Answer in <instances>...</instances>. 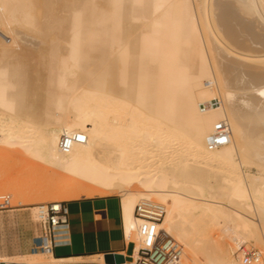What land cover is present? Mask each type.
Returning <instances> with one entry per match:
<instances>
[{
	"label": "bare ground",
	"instance_id": "6f19581e",
	"mask_svg": "<svg viewBox=\"0 0 264 264\" xmlns=\"http://www.w3.org/2000/svg\"><path fill=\"white\" fill-rule=\"evenodd\" d=\"M81 1L0 0V146L8 158L31 157L57 169L43 167L47 177L55 175L43 176L41 189L86 197L115 191L126 235L138 203L160 206L165 215L158 227L183 252L193 251L182 264H238L219 254L208 236L221 222L231 243L254 239L264 248V174L243 171L250 159L264 161V137L256 136L264 125V68L250 67L264 63V54H254L264 51V0H240L242 6L223 0L219 13L213 7L220 0ZM9 29L37 48L42 69L52 63L50 76L24 70L3 44L1 33ZM255 83L260 87L247 92ZM239 90L247 94L238 96ZM216 95L221 105L202 111L201 102ZM223 118L231 141L209 150L205 137ZM74 131L85 133L86 141L61 152L59 136ZM105 144L109 150L103 147L107 153L99 158L95 151ZM149 146L167 151L156 157L160 163L148 161ZM219 166L230 174L219 176L212 189L204 181ZM10 186L0 194H11V205L58 200ZM3 259L41 264L52 256L30 252ZM94 259L103 262L102 255L86 258Z\"/></svg>",
	"mask_w": 264,
	"mask_h": 264
},
{
	"label": "built area",
	"instance_id": "2783aa9c",
	"mask_svg": "<svg viewBox=\"0 0 264 264\" xmlns=\"http://www.w3.org/2000/svg\"><path fill=\"white\" fill-rule=\"evenodd\" d=\"M205 87H212L205 81ZM221 98L216 95L201 102L202 111L221 105ZM87 136L83 132H64L59 136L58 149L67 153L77 143H83ZM231 129L226 119L217 120L205 137L209 150L229 144ZM33 222L36 234L32 238L30 252L51 254L56 246L69 244V222L66 201H49L33 207ZM11 196L0 194V213L13 210ZM165 210L138 203L133 210V222L128 235L123 229V238L132 243L129 255L124 256L125 264H182L183 245L173 236L160 229ZM138 240V243L136 242ZM231 255L238 264H263L260 249L248 242L231 243ZM4 250L0 231V264H12L3 259ZM17 264V263H13ZM121 264V263H118Z\"/></svg>",
	"mask_w": 264,
	"mask_h": 264
},
{
	"label": "rangeland",
	"instance_id": "374dc122",
	"mask_svg": "<svg viewBox=\"0 0 264 264\" xmlns=\"http://www.w3.org/2000/svg\"><path fill=\"white\" fill-rule=\"evenodd\" d=\"M71 1V0H70ZM73 1V0H72ZM83 1V0H82ZM81 1V2H82ZM85 1V0H84ZM208 1V0H207ZM226 2H228L229 0H225ZM237 1V2H236ZM234 0L233 2L231 1V4H237V3H239L238 5H243V4H240L241 3V1L240 0ZM239 1V2H238ZM224 1L222 0V2H221V0L220 1H217L215 4H216V6L214 5V7H213V5H212V7H213V9L215 8L216 9V13H219L220 11H222V10H220L219 11V9H220V3H223ZM220 4L219 6H218V4ZM225 3V2H224ZM230 3V2H229ZM242 3H244V2H242ZM228 4V3H227ZM219 8H218V7ZM212 9V10H213ZM214 9V10H215ZM211 10V11H212ZM214 12V11H213ZM9 31V34H7L8 36H10L11 35V33H10V31H11V29H9L8 30ZM7 30L5 31V33L6 32H8ZM25 32H28V33H30L31 35H34V36H37V34H36V32L35 31H32V32H29V31H27V30H24ZM3 33V32H2ZM1 33V36H2V40L4 41V46L5 47H7L9 50H11L12 52H13V55H14V57H17L18 59H20V60H22V62H23V65H26V67L25 66H23L24 67V70H27L28 69V71H26L29 75H34V74H38V76L40 75V76H46V75H48V74H50V70H49V67H51L52 68V63L49 61V63L47 64V66H49L48 67V69H42L41 68V66L38 64V61H37V53H38V50H37V48H34V47H32V46H29V45H31L30 43H28V42H26L25 40H23V38H21V37H19V36H16V35H11V37L9 38L8 36H7V38L8 39H10V42L9 41H7V40H5L6 39V35H5V33H3L2 34ZM4 35V36H3ZM15 37H17V39L15 38ZM12 39V40H11ZM13 39H15V40H13ZM20 40V41H19ZM13 42V43H12ZM64 44V43H63ZM50 44L48 43V44H46L45 43V45H42V46H44V49H46V47L47 46H49ZM47 48H49V47H47ZM262 52H264V51H257V52H254V54H259V55H262V54H264V53H262ZM250 54H253V52L252 53H250ZM49 56V55H48ZM255 56H257V55H255ZM51 57V56H50ZM48 58V57H47ZM230 58H231V56H230ZM234 57H232V59H233ZM237 59V58H236ZM235 58H234V60L233 61H237L238 62V60H239V62L238 63H241V64H248V63H245V62H241L240 60L241 59H237L236 60ZM259 63H261V62H259ZM263 63V62H262ZM255 66H253V64L250 66L251 68H253L254 69V71H257L258 69H260L259 68V66L260 67H262V68H264V63L263 64H254ZM256 67H258V68H256ZM261 68V69H262ZM256 69V70H255ZM48 76H50V75H48ZM48 76H46V77H48ZM252 85V84H251ZM250 84L249 85H247V92H251L252 90H254L253 89V86H257V88L258 87H260L259 85H260V83L259 84H257V83H255L254 85H252L251 86ZM261 85L262 86H264V83H261ZM254 88H256V87H254ZM237 90V89H236ZM237 93V95L238 96H241V94H247V93H243V91H241V90H239V91H236ZM245 92V91H244ZM38 95H40L41 96V98H42V100H45V98H46V93L44 92V91H40V92H38ZM236 95V97H238ZM239 98V97H238ZM66 114H68V113H66ZM69 117H70V113H69V115H68ZM253 122H255V121H253ZM254 124V123H253ZM256 125V124H255ZM257 127V126H256ZM264 125H260L258 128H259V130H258V132L260 133L261 132V134H257L256 136H261V137H264ZM257 128V129H258ZM33 130V129H32ZM262 130V131H261ZM262 132H263V134H262ZM248 137H249V135H247V140H248ZM251 138V137H250ZM252 139V138H251ZM165 142H166V140H165ZM254 142H259V141H254ZM260 144V143H259ZM252 145V144H251ZM255 145H256V143H255ZM103 147H104V149L106 150V149H108L109 150V148H108V145H103L102 146V149L101 150H96L95 152L98 154V157L99 158H102V157H104V155H106L105 153H107V151L104 153L103 151H104V149H103ZM2 148V149H1ZM5 147H2V146H0V156L3 154V156H1L0 157V181L2 182V183H4V185H2L1 186V184H0V192L2 191V190H4V189H6V188H8L10 185H12L13 186V188H15L16 190H19V191H22V192H26V193H34V194H38V195H44L45 193L46 194H51L52 196H55V198H57L58 200H51V199H46L45 201H43V202H38V203H28V204H25V205H13V208L14 209H17L16 211L17 212H11V211H9V212H5V211H3V212H1L0 213V226L3 228V230L5 231V233H6V244H7V247H12V246H20V242L21 241H23L24 240V237H25V240H27V239H29L30 237H31V235L32 234H35L36 232H37V230H36V226H35V224H34V222H33V219H34V217H33V214H32V212H31V207H34L36 204H40V203H44V202H49V201H68V200H73V199H79V198H82V197H86L85 195H80V196H76V192H73V191H70V192H65V191H63V190H61V192H60V189L58 190V189H43L44 187H43V185H42V181H44L45 180V177H47V175H46V173L44 174V172H47L48 173V170L51 172V171H53V170H56L57 171V169H55L54 167H51L50 165H47V164H45V163H43L42 164V162L41 161H39L40 163H41V165H40V163H38L37 162V160H34V158H31V157H29V158H27V157H25V158H27L28 159V161H26V159L25 158H23L22 160L23 161H21V159H18V158H13V159H9L8 157H10V155L8 154V152L6 151V149H4ZM149 148H150V146H149ZM175 148H177V147H175L174 146V149ZM178 148H181L179 145H178ZM177 148V149H178ZM173 149V150H174ZM177 149H175L173 152H175L176 153V150ZM168 150V149H167ZM162 148L161 149H153V147L152 148H150V150H149V154H148V156H149V158H148V161L149 162H154V164L156 165V160L158 159V158H160V157H158V156H163V153H164V155H165V153L167 152V151H163V153H162ZM178 151H180V149H178ZM178 151H177V153H178ZM6 152V153H5ZM176 153V154H177ZM108 154H109V151H108ZM176 154L174 155H172V156H176ZM4 155H9V156H4ZM181 155H183V153H181ZM3 157H7L5 160L3 159ZM156 157H158V158H156ZM194 158H196V156H194ZM196 159H198V158H196ZM18 160H20V161H18ZM30 160H32V161H30ZM254 160H257L256 161V163H255V161ZM26 161V164L27 163H29L30 162V164L31 165H29V166H25V163H23V162H25ZM250 161H251V163H253V164H250V165H248V166H243V171H244V173H246V174H251V175H259V174H264V168L262 169V166H261V164H263L264 165V161H259L258 159H250ZM254 161V162H253ZM35 162V164L34 165H36V163H37V165H40L41 166V169H40V166L38 167L37 165L36 166H34V165H32L33 163ZM159 163H160V161H158ZM157 162V163H158ZM255 163V164H254ZM259 163V164H258ZM154 164H152V167H154ZM257 164V166H255ZM259 165H260V167H259ZM31 166H32V169H31ZM44 166H47V167H44ZM50 166V167H49ZM160 166V165H159ZM158 166V167H159ZM30 167V168H29ZM34 167V168H33ZM47 168V169H45L44 170V168ZM157 167V168H158ZM264 167V166H263ZM38 168H39V170H38ZM43 168V169H42ZM52 170H51V169ZM154 168H156V166L154 167ZM259 168H261V170L262 171H260V169ZM34 169L36 170V171H34ZM31 170V171H30ZM44 172H43V171ZM47 170V171H46ZM214 170H216V172H213L210 176H208V175H206V176H208L209 177V179L207 178H205V181H204V183H205V185H209V186H215L216 184H218V177L219 176H221L223 173H229V172H224V170H223V168L221 167V166H219L217 169H214ZM222 172H221V171ZM240 170V169H239ZM42 172V173H40V172ZM34 172H35V174H34ZM37 172V173H36ZM49 172V173H50ZM240 172V173H239ZM261 172V173H260ZM39 173V174H38ZM164 173H167V172H165L164 171ZM219 173H221V174H219ZM238 173V175L239 174H241V171H238L237 172ZM236 173V174H237ZM38 174V175H37ZM44 174V175H43ZM51 174V176H54L55 175V173H50ZM49 174V175H50ZM230 174V173H229ZM37 175V176H36ZM48 175V177H47V180L48 179H50L51 178V176H49ZM215 175V176H214ZM224 175V174H223ZM43 176H45L44 178H42ZM32 177V178H31ZM38 177V178H37ZM39 177H41V178H39ZM35 178H36V180H35ZM40 181V183H39V181ZM44 179V180H43ZM217 179V180H216ZM31 180H32V183H31ZM8 181V182H7ZM0 182V183H1ZM10 182V183H9ZM34 182V183H33ZM37 182V183H36ZM7 183V184H6ZM31 183V184H30ZM39 183V184H38ZM10 184V185H9ZM7 185H8V187H7ZM6 186V187H5ZM12 186H10L11 188H12ZM16 186H18L17 188H16ZM5 187V188H4ZM36 187V188H35ZM40 187V189L38 190V188ZM41 187H43L42 189H41ZM212 189H213V187H212ZM49 190V191H48ZM57 191V192H56ZM63 191V192H62ZM107 192H109V191H107ZM7 193V192H6ZM44 193V194H43ZM73 193V194H72ZM114 193V194H113ZM63 196H62V195ZM59 195V196H58ZM65 195H66V197H65ZM68 195V196H67ZM108 195H116V193H115V191H110L109 193H106V192H98L97 194H94V196H92V197H95V196H108ZM10 196H11V199H12V195L10 194ZM73 196H75V198H73ZM58 197H60V198H58ZM68 197V198H67ZM64 198V199H63ZM88 198V197H87ZM138 202H140V201H138ZM137 202V203H138ZM156 202V201H155ZM152 206V205H151ZM153 207H155V208H160V206H157V205H154ZM163 209V208H162ZM167 209V208H166ZM34 213V212H33ZM163 221V220H162ZM220 225H222V222L220 223ZM216 226V227H213V229L212 230H210L211 232V234L209 233L208 234V236H211V240L213 239L214 241H216V243L212 240V242H213V244H217L218 245V247L219 248H221L222 250H220L219 249V254L220 253H222L223 255H224V252H226V255L228 256V257H230L232 260H234V258L232 257V255H231V241H229L228 239H227V237L226 236H223L222 235V233H223V231H222V228H221V226ZM19 228V230L23 233V237L22 238H18V229ZM172 236V235H171ZM177 240V239H176ZM218 242V243H217ZM245 242H248V243H250V244H252L253 246H255V247H257L258 249H260L262 252H263V257H264V248H263V246H261L257 241H255L254 239H248V240H245ZM220 244V245H219ZM30 253V252H29ZM28 253V251H26V250H24V251H22V252H19L18 254H29ZM197 253H199L198 251H197ZM199 254H202L201 252L199 253ZM47 253H43V256L44 257H47ZM183 257H185L186 259H188V260H190L192 257H193V251L191 252V250H186L185 252H183ZM30 259H32V258H30ZM38 258L36 257L35 258V260H37ZM90 261H94L93 263H90V262H75V263H65V264H105V262H104V258H103V262H100L99 260H97V259H94V260H90ZM39 263V261H35V262H32L31 264H38ZM45 262V261H44ZM29 264H30V262H29ZM50 264H54V263H50Z\"/></svg>",
	"mask_w": 264,
	"mask_h": 264
},
{
	"label": "crops",
	"instance_id": "0c3cea01",
	"mask_svg": "<svg viewBox=\"0 0 264 264\" xmlns=\"http://www.w3.org/2000/svg\"><path fill=\"white\" fill-rule=\"evenodd\" d=\"M120 200L119 195H108L82 197L66 201L69 222V244L56 246L51 255L52 260L41 264H65L83 261L93 263L94 261H88L86 258L103 256L106 253L129 255L132 243L123 238V211ZM16 210L10 211L17 212ZM88 223L89 225H87ZM17 230L18 238H22L23 233L19 228ZM0 231L4 254L17 255L24 250L28 251V253L30 252L32 238L36 233L32 234L27 240L24 237V240L20 242V246L7 247L6 233L1 226ZM77 258L85 260L76 261L75 259Z\"/></svg>",
	"mask_w": 264,
	"mask_h": 264
},
{
	"label": "water",
	"instance_id": "95a60500",
	"mask_svg": "<svg viewBox=\"0 0 264 264\" xmlns=\"http://www.w3.org/2000/svg\"><path fill=\"white\" fill-rule=\"evenodd\" d=\"M104 261L107 263H122L124 262V256L122 254L117 253H106L103 255Z\"/></svg>",
	"mask_w": 264,
	"mask_h": 264
}]
</instances>
